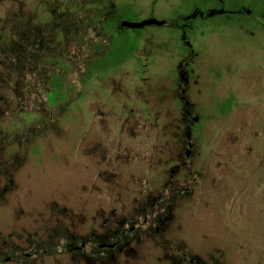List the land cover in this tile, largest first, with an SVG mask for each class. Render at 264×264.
Instances as JSON below:
<instances>
[{"label":"rangeland","instance_id":"374dc122","mask_svg":"<svg viewBox=\"0 0 264 264\" xmlns=\"http://www.w3.org/2000/svg\"><path fill=\"white\" fill-rule=\"evenodd\" d=\"M0 264H264V0H0Z\"/></svg>","mask_w":264,"mask_h":264},{"label":"trees","instance_id":"16d2710c","mask_svg":"<svg viewBox=\"0 0 264 264\" xmlns=\"http://www.w3.org/2000/svg\"><path fill=\"white\" fill-rule=\"evenodd\" d=\"M130 14H133V13L127 12V16ZM137 31L139 30L137 29ZM115 43L116 44L114 43L112 44L110 52L106 54L104 57L94 58L91 60V67L88 69V72H87L88 76L96 73L97 71H100V70L105 71V70L112 69L113 67H115L117 62H114V59H116V57L120 58L122 54L124 55L126 53L127 45L129 44L127 40H122V39H120L119 41H116ZM123 50H124V53H121L120 51H123ZM56 94H58V92H56ZM116 241H119V240H116ZM102 244H104V242ZM106 244L110 245V243H106Z\"/></svg>","mask_w":264,"mask_h":264},{"label":"water","instance_id":"95a60500","mask_svg":"<svg viewBox=\"0 0 264 264\" xmlns=\"http://www.w3.org/2000/svg\"><path fill=\"white\" fill-rule=\"evenodd\" d=\"M151 24L162 25L163 21H159L155 18H150V19L142 20L140 22H130V21H123L122 22V26H126V27L133 28V29H140L146 25H151ZM99 246L100 247H106V246L113 247L112 244L107 245L106 243L100 244Z\"/></svg>","mask_w":264,"mask_h":264},{"label":"flooded vegetation","instance_id":"af4514ba","mask_svg":"<svg viewBox=\"0 0 264 264\" xmlns=\"http://www.w3.org/2000/svg\"><path fill=\"white\" fill-rule=\"evenodd\" d=\"M108 247V246H107ZM102 248H105V247H102ZM109 248H111V247H109Z\"/></svg>","mask_w":264,"mask_h":264}]
</instances>
